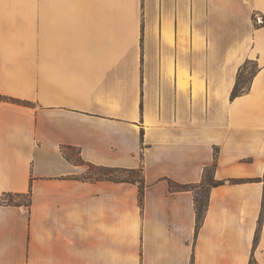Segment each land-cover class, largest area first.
Masks as SVG:
<instances>
[{
	"label": "crops",
	"instance_id": "0c3cea01",
	"mask_svg": "<svg viewBox=\"0 0 264 264\" xmlns=\"http://www.w3.org/2000/svg\"><path fill=\"white\" fill-rule=\"evenodd\" d=\"M254 14L264 0H0V264H264ZM71 152L142 168L144 206ZM216 152L196 237L194 193L169 181L200 184Z\"/></svg>",
	"mask_w": 264,
	"mask_h": 264
},
{
	"label": "trees",
	"instance_id": "16d2710c",
	"mask_svg": "<svg viewBox=\"0 0 264 264\" xmlns=\"http://www.w3.org/2000/svg\"><path fill=\"white\" fill-rule=\"evenodd\" d=\"M244 85L246 84L244 83ZM241 93H242V88L239 84H237V86L235 87L233 91L232 98L238 97L239 95H241ZM8 100L14 103L22 104V105H30L29 102H22V101L15 100V99H8ZM79 155L75 154V158H74L69 153H65V156L67 157L69 161L74 162L78 165H87L90 169L97 168L103 171L110 172V174H104L99 177L87 178V179L96 180V181L107 180V181L122 182V183L137 185L139 187V203L141 207L144 206V195H145V190H146V184H145V179L143 176L142 168L137 169V170H123L122 169L119 171V170H114V169L105 168V167H98L92 164L85 163ZM217 158H218V154L216 152L214 165L205 170L203 181L198 185H180L172 181H169V185H170L172 192L191 191L194 193L195 210H196V234H195L196 237L198 236L199 231L202 228L204 221H205V217H206V213H207L208 205H209L210 190L225 184V182L217 181L214 178V169L216 168ZM114 172L120 173L122 175L127 174L129 175V178H126V177L125 178H120V177L115 178ZM228 183L229 184H242V183H246V181L245 180H230L228 181ZM205 195H206V202L204 201ZM12 203L13 202L9 201L8 204L12 205ZM28 203H30V201ZM29 205L30 204H25L26 207H28ZM263 219H264V198H263V204H262V213L260 216L258 230H257V234H256L255 241H254L255 247L258 245V242H259V236H260V232L262 229ZM253 263H256V262L252 259L250 264H253Z\"/></svg>",
	"mask_w": 264,
	"mask_h": 264
},
{
	"label": "rangeland",
	"instance_id": "374dc122",
	"mask_svg": "<svg viewBox=\"0 0 264 264\" xmlns=\"http://www.w3.org/2000/svg\"><path fill=\"white\" fill-rule=\"evenodd\" d=\"M255 15H258V14H254V16H253V23H255V19H256V17H255ZM258 16H260V15H258ZM263 18V17H262ZM255 25V24H254ZM264 25V19H263V24H261L260 26H263ZM256 26V25H255ZM252 70H253V67L252 66H249L248 67V74H250L251 72H252ZM247 79V78H246ZM246 81V80H245ZM70 155H72L74 158H75V152H71V153H69ZM86 170L88 171V175L86 176V178H95V177H99V176H102V175H104V174H110V172L109 171H103V170H100V169H97V168H92V169H90L89 167H87L86 168ZM114 177L115 178H118V177H120V178H129V175H122V174H120V173H116V172H114ZM24 200V202H27V200L26 199H23ZM22 200V201H23ZM204 201L206 202V195H205V197H204ZM253 264H256V263H253Z\"/></svg>",
	"mask_w": 264,
	"mask_h": 264
},
{
	"label": "built area",
	"instance_id": "2783aa9c",
	"mask_svg": "<svg viewBox=\"0 0 264 264\" xmlns=\"http://www.w3.org/2000/svg\"><path fill=\"white\" fill-rule=\"evenodd\" d=\"M256 19H255V25L256 26H260L261 24H263V18L262 16H258V15H255Z\"/></svg>",
	"mask_w": 264,
	"mask_h": 264
}]
</instances>
